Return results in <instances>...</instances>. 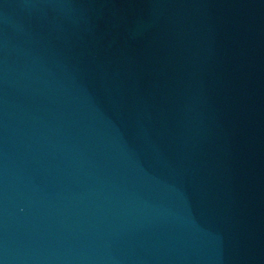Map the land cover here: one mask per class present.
Returning <instances> with one entry per match:
<instances>
[{"label":"water","instance_id":"1","mask_svg":"<svg viewBox=\"0 0 264 264\" xmlns=\"http://www.w3.org/2000/svg\"><path fill=\"white\" fill-rule=\"evenodd\" d=\"M0 264H264V0H0Z\"/></svg>","mask_w":264,"mask_h":264}]
</instances>
